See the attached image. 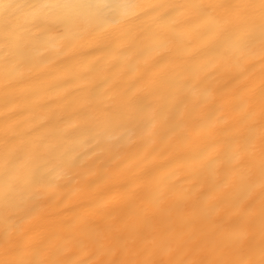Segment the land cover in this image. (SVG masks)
I'll use <instances>...</instances> for the list:
<instances>
[{
  "label": "clouds",
  "instance_id": "clouds-1",
  "mask_svg": "<svg viewBox=\"0 0 264 264\" xmlns=\"http://www.w3.org/2000/svg\"><path fill=\"white\" fill-rule=\"evenodd\" d=\"M96 256L264 264V0H0V264Z\"/></svg>",
  "mask_w": 264,
  "mask_h": 264
},
{
  "label": "bare ground",
  "instance_id": "bare-ground-1",
  "mask_svg": "<svg viewBox=\"0 0 264 264\" xmlns=\"http://www.w3.org/2000/svg\"><path fill=\"white\" fill-rule=\"evenodd\" d=\"M59 198H62V197H58V199ZM68 203H70V201H68ZM72 247H73V245L71 244V242H70V246H69V250L71 251L72 250ZM89 251H87V250H83V251H81V258H85V257H88L89 256ZM100 259V256H96V257H94L90 262H89V264H92V262H96V264H97V261Z\"/></svg>",
  "mask_w": 264,
  "mask_h": 264
},
{
  "label": "snow or ice",
  "instance_id": "snow-or-ice-1",
  "mask_svg": "<svg viewBox=\"0 0 264 264\" xmlns=\"http://www.w3.org/2000/svg\"><path fill=\"white\" fill-rule=\"evenodd\" d=\"M92 264H96V262H92Z\"/></svg>",
  "mask_w": 264,
  "mask_h": 264
}]
</instances>
